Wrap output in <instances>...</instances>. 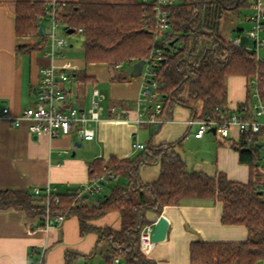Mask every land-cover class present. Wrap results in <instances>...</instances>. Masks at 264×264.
<instances>
[{
  "label": "crops",
  "instance_id": "1",
  "mask_svg": "<svg viewBox=\"0 0 264 264\" xmlns=\"http://www.w3.org/2000/svg\"><path fill=\"white\" fill-rule=\"evenodd\" d=\"M18 1L21 0H0V189L34 192L35 188L43 190L51 186L56 193L70 192L92 179L90 166L97 159L122 160L137 156L143 151L133 148L132 144L137 141L146 146L179 142L177 150L189 170L208 175L224 173L228 179L241 183L252 179L257 188L264 191V162L260 161L253 169L241 162L240 152L234 146L241 138L236 128L232 129L229 138L212 131L196 138L197 125L187 123L194 118L192 110L181 105H176L169 117L150 121L149 112L139 103L144 79L142 75H131L133 60L120 62L122 66L117 68L105 62L80 65L66 59L77 66L65 83L75 105L89 108L93 88H98L104 96L101 120L92 125L95 132L92 140L80 141L75 132L57 138L36 137L30 134L27 122L13 126L2 116L3 108L8 107L11 114L18 115L34 106L40 69L49 62L45 48H33L42 42V36L17 33ZM28 1L63 3L78 0ZM168 1L180 3L182 0ZM250 11L248 6L247 12ZM44 22L48 27L47 16ZM41 28L47 29L43 23ZM242 32L243 28H237L236 34ZM39 33L43 32L39 30ZM57 33L61 35L59 27ZM247 84L245 75L227 78L229 113L250 102ZM112 108H115L114 112ZM140 117L142 119L138 121ZM188 142L195 143L190 151L186 149ZM263 153L259 150V157ZM159 172L157 161L141 165L138 170L143 183L155 181ZM128 180L123 175L115 177L105 185L102 194L92 196L88 201L97 204L114 186L126 185ZM222 212V203L212 199H189L179 205H167L160 214L147 209V222L143 228L151 226L153 233L158 218L164 215L169 221V229L163 241L151 242L145 250L140 242V251L154 264H192L190 246L194 241H246L249 237L247 227L224 224ZM89 223L101 229L121 230L118 211H110ZM111 246L106 236L100 237L94 231L82 233L76 215L66 217L60 224L54 221L47 226L45 215H32L14 208L0 209V264H112L108 260ZM113 264H121V260ZM259 264H264V259Z\"/></svg>",
  "mask_w": 264,
  "mask_h": 264
},
{
  "label": "trees",
  "instance_id": "2",
  "mask_svg": "<svg viewBox=\"0 0 264 264\" xmlns=\"http://www.w3.org/2000/svg\"><path fill=\"white\" fill-rule=\"evenodd\" d=\"M60 4L58 22L65 29H82L83 54L86 63H108L145 60L153 46L161 47L167 61L157 66L161 117H169L176 105L192 110L198 119H221L228 115L227 78L245 75L258 76L264 96V61L252 52L226 41L222 22L229 13L248 8L249 0H182L169 3L171 29L156 35V0H78ZM50 4L42 1L17 2L16 31L18 34L39 33L46 20ZM241 31L240 29L238 32ZM43 40L45 38L43 37ZM176 40L173 47H169ZM180 45L177 52L173 48ZM33 48L43 49L40 44ZM178 143L146 146L137 156L128 159H97L90 166V176L102 174L103 166L115 177H128L126 185H116L98 203L77 188L66 193L54 192L47 197L29 189H0V209L14 208L32 215H45L51 221L58 214L76 215L82 233L94 231L106 236L111 243L108 260L121 264H154L140 251V232L145 225V212L161 213L167 205H179L189 199H212L223 205L224 224H243L249 237L243 242L194 241L190 246L192 264H259L264 259V191L251 179L241 183L228 179L226 174L208 175L189 170ZM234 146L240 160L253 169L261 161L259 148L251 147L241 136ZM160 164L158 178L143 183L138 170L141 165ZM37 195V197L35 196ZM58 198V201H56ZM110 211L121 216V230L101 229L90 224Z\"/></svg>",
  "mask_w": 264,
  "mask_h": 264
},
{
  "label": "built area",
  "instance_id": "3",
  "mask_svg": "<svg viewBox=\"0 0 264 264\" xmlns=\"http://www.w3.org/2000/svg\"><path fill=\"white\" fill-rule=\"evenodd\" d=\"M147 2L149 0H143ZM168 0H156L155 6V40H160L161 34L171 29V22L168 11L164 8L169 4ZM50 9L47 12L48 27L43 31V37L40 43L45 48V57L48 58V64L40 69V79L35 88V105L24 109L20 114L13 115L8 107L3 108L2 116L10 120L13 126H20L23 122H27L28 130L31 135L40 137L48 136L57 138L60 136L70 135L75 132L80 141L92 140L95 136L93 124L101 120L102 117V101L104 96L98 88H93L91 93V103L89 108L83 109L74 104L70 98L68 91L65 89V83L70 80L71 72L77 69V66L66 60L60 51L67 44V40L58 35L57 29L60 25L58 15L60 13V3L52 1L49 3ZM250 13L247 19L251 23V27L242 33H238L232 38L226 40L228 43L242 48L247 52L255 54L257 60L264 61L260 56L262 48H264V0H249ZM81 33L82 29H78ZM241 36H246L248 42L242 44ZM174 45H169L173 47ZM180 45L173 48L174 52L179 50ZM60 61V63L58 62ZM167 57L164 55L161 47L153 46L149 56L145 59L142 70V77L145 85L139 103L144 105V109L149 112V120L155 121L161 117L162 102L159 100V90L157 81V66L161 67ZM122 63H118L116 67H121ZM248 89L250 90L251 100L242 104L238 111L224 115L221 119L215 118H190L188 125H197L195 132L196 138H202L207 132L215 129L221 137L229 138L232 129L236 128L240 136L245 137L248 148L258 147L264 152V96L263 89L260 87L258 76L248 79ZM115 111V108H112ZM163 118V117H161ZM141 117L138 121H141ZM134 149H144L145 144L134 142ZM260 160L264 162V153L260 155ZM115 178L113 171L103 166L102 174H94L92 179L77 188V195L85 194L99 195L105 190V185ZM46 195L47 209L49 197L55 192L51 186H46L43 190L34 189V193ZM58 201V198H56ZM46 224L57 222L60 224L66 218L65 214H58L51 221L49 210L45 214ZM151 226H145L140 234L141 248L145 250L152 240ZM117 263L120 262L116 258ZM88 264V263H87Z\"/></svg>",
  "mask_w": 264,
  "mask_h": 264
},
{
  "label": "rangeland",
  "instance_id": "4",
  "mask_svg": "<svg viewBox=\"0 0 264 264\" xmlns=\"http://www.w3.org/2000/svg\"><path fill=\"white\" fill-rule=\"evenodd\" d=\"M248 13V14H247ZM246 15H249L247 12V8H242L241 14L239 16V12L229 13L227 17L222 22V31L227 38H232L235 36L237 28H243L244 31H247L251 27L250 21L247 19ZM45 28H47L46 23L43 22ZM61 36H63L67 40V44L60 49L65 59H70L80 65L84 64V54H83V35L79 32H74L68 34L65 32V28L63 26H59ZM72 45V47H70ZM264 48H262L260 52V56L263 57ZM207 134V133H206ZM186 149L190 151L195 143L188 142ZM96 196V195H92ZM92 198V197H89ZM94 198V197H93Z\"/></svg>",
  "mask_w": 264,
  "mask_h": 264
},
{
  "label": "water",
  "instance_id": "5",
  "mask_svg": "<svg viewBox=\"0 0 264 264\" xmlns=\"http://www.w3.org/2000/svg\"><path fill=\"white\" fill-rule=\"evenodd\" d=\"M40 32H43V29H40ZM74 28L67 29V33L71 34L74 33ZM242 44H245L248 42V38L246 36H241ZM176 43V40L172 41L170 45H174ZM145 64V60H139L134 63L133 70L131 72V75L134 76H140L142 74L143 66ZM212 132H215V129H212ZM169 229V221L164 216L161 215L155 225L154 232L152 233L151 240L153 243L163 241L168 233Z\"/></svg>",
  "mask_w": 264,
  "mask_h": 264
}]
</instances>
